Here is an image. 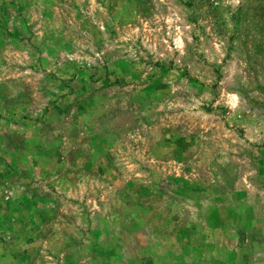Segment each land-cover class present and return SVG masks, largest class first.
Wrapping results in <instances>:
<instances>
[{
  "label": "rangeland",
  "instance_id": "1",
  "mask_svg": "<svg viewBox=\"0 0 264 264\" xmlns=\"http://www.w3.org/2000/svg\"><path fill=\"white\" fill-rule=\"evenodd\" d=\"M0 264H264V0H0Z\"/></svg>",
  "mask_w": 264,
  "mask_h": 264
}]
</instances>
